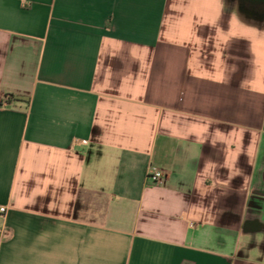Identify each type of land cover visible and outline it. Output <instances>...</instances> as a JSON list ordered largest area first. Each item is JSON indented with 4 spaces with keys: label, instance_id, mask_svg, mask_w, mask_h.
Instances as JSON below:
<instances>
[{
    "label": "crops",
    "instance_id": "obj_1",
    "mask_svg": "<svg viewBox=\"0 0 264 264\" xmlns=\"http://www.w3.org/2000/svg\"><path fill=\"white\" fill-rule=\"evenodd\" d=\"M0 264H264V17L0 0Z\"/></svg>",
    "mask_w": 264,
    "mask_h": 264
},
{
    "label": "flooded vegetation",
    "instance_id": "obj_2",
    "mask_svg": "<svg viewBox=\"0 0 264 264\" xmlns=\"http://www.w3.org/2000/svg\"><path fill=\"white\" fill-rule=\"evenodd\" d=\"M227 2L242 13L264 17V0H227Z\"/></svg>",
    "mask_w": 264,
    "mask_h": 264
},
{
    "label": "built area",
    "instance_id": "obj_3",
    "mask_svg": "<svg viewBox=\"0 0 264 264\" xmlns=\"http://www.w3.org/2000/svg\"><path fill=\"white\" fill-rule=\"evenodd\" d=\"M148 183L158 186L163 183L164 181V172L158 168L157 166H150L148 175H147ZM2 213L6 212V208L1 209Z\"/></svg>",
    "mask_w": 264,
    "mask_h": 264
}]
</instances>
